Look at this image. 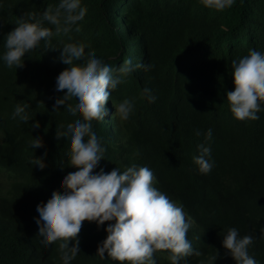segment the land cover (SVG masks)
Instances as JSON below:
<instances>
[{"label":"trees","instance_id":"obj_1","mask_svg":"<svg viewBox=\"0 0 264 264\" xmlns=\"http://www.w3.org/2000/svg\"><path fill=\"white\" fill-rule=\"evenodd\" d=\"M59 3L0 0V264H63L61 241L45 248L36 223L37 205L54 191L63 193V178L78 170L69 166L70 140L56 139L57 125L82 119L71 116L66 104L53 108L66 93L57 91V77L70 67L60 58L62 42L83 43L85 59L92 50L113 69L126 59L152 65L110 90L107 115L92 122L106 149L94 174L133 165L153 172V186L191 220L187 238L201 253L178 264H236L222 243L229 228L253 237L248 253L264 264V102L259 119L237 120L226 96L235 89L232 61L250 50L264 54V0H234L219 11L201 0H81L86 14L70 33L42 39L25 53L22 67L9 68L3 60L6 37L17 21L27 13L39 19ZM43 26L55 30L47 21ZM145 87L154 102L142 95ZM125 99L134 110L121 121L114 105ZM18 104L26 106L28 123L13 118ZM37 121L40 126L32 128ZM36 137L43 146L34 149L29 142ZM198 145L210 148L206 159L213 167L207 174L193 160ZM37 157H43V169L31 163ZM109 223L115 221L83 222L80 252L70 264H120L96 254ZM169 255L154 253L156 264H172Z\"/></svg>","mask_w":264,"mask_h":264},{"label":"clouds","instance_id":"obj_2","mask_svg":"<svg viewBox=\"0 0 264 264\" xmlns=\"http://www.w3.org/2000/svg\"><path fill=\"white\" fill-rule=\"evenodd\" d=\"M203 5L216 10H223L232 6L234 0H201ZM86 8L81 7V0H60L53 9L49 6L37 19L34 13H27L21 17L6 37V51L3 60L11 68L22 67L25 53L35 49L42 39H51L62 34L67 35L73 26L84 19ZM43 21L53 25L52 28L43 26ZM79 32L80 28L76 27ZM85 45L83 43H63L60 58L70 67L63 70L57 77V91L66 90L63 97L58 98L53 106L54 111L66 104L65 110L73 117L78 114L82 119L68 123L66 128L57 125L56 139L70 140L69 166L78 169L69 172L62 180L63 193L54 191L47 203L37 205L39 218L38 236L42 237L45 248L54 242L59 243V250L63 264H70L80 252V241L77 238L84 221H95L97 225L109 223L104 239L97 248V255L102 259L107 253L108 258L124 264H156L154 253L168 251L172 264L185 257L195 254L187 238L191 220L186 219L182 206L171 201L168 196L153 186L155 179L148 167H128L121 172L115 168L109 173L103 169L95 173L99 161L104 158L106 149L93 132V121L103 120L107 115L105 107L111 91L123 79L138 69L148 71L152 65L132 64L126 59L118 68L113 69L101 59L95 57L90 50L85 59ZM84 60V63L76 61ZM234 91L226 93L230 103V110L237 120H257V113L264 102V54L250 50L249 54L239 60L232 61ZM115 73V74H114ZM149 102L156 97L151 95L147 87L143 89ZM70 101H75L72 103ZM115 106V113L121 121L129 119L134 110V103L125 99ZM25 107L17 105L13 118H19L28 123L29 117ZM39 121L32 124L38 128ZM200 135L199 132L196 133ZM212 130L207 137L210 139ZM87 137V139H85ZM32 148L43 146L41 138L31 140ZM199 156L193 160L199 171L207 174L213 164L206 157L210 155V148L197 146ZM45 155L47 153L45 152ZM33 165L45 167L43 157L31 160ZM69 241L75 243L69 247ZM223 246L228 250L236 264H257L248 249L253 243L251 235L239 237L236 228H229L223 238ZM217 258L213 257V260Z\"/></svg>","mask_w":264,"mask_h":264},{"label":"bare ground","instance_id":"obj_3","mask_svg":"<svg viewBox=\"0 0 264 264\" xmlns=\"http://www.w3.org/2000/svg\"><path fill=\"white\" fill-rule=\"evenodd\" d=\"M9 204H10V203H9ZM10 206H11V205H10ZM2 207H3V206H2ZM3 208H4V207H3ZM3 208H2V209H3ZM3 211H4V209H3ZM7 217H8V216H7ZM3 219H4V218H3ZM7 223H8V222H7ZM17 225H18V224H17ZM9 227H10V226H9ZM16 227H17V226H16ZM7 234H8V233H7ZM2 238H3V237H2ZM5 239H6V238H5ZM13 248H14V247H13ZM16 249H17V248H16ZM16 249H15V250H16ZM9 250H10V248H9ZM7 253H8V251H7ZM7 256H8V255H7ZM36 264H37V263H36Z\"/></svg>","mask_w":264,"mask_h":264}]
</instances>
